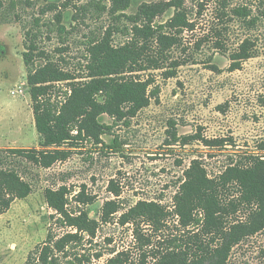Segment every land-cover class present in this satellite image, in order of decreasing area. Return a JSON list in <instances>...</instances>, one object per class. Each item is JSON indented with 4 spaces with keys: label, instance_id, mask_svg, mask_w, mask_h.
Segmentation results:
<instances>
[{
    "label": "rangeland",
    "instance_id": "374dc122",
    "mask_svg": "<svg viewBox=\"0 0 264 264\" xmlns=\"http://www.w3.org/2000/svg\"><path fill=\"white\" fill-rule=\"evenodd\" d=\"M0 1L4 5L0 9V155L7 156L6 166L16 168L34 189L27 199L16 201L0 216V264H26L36 248L47 241L49 233L60 237L69 231L51 219L53 211L44 196L47 188L67 186L72 193L69 209L88 210L96 219L100 218L105 202L116 199L111 192L112 180L122 191L120 200L125 209L147 200L160 202L172 210L178 183L193 160H201L210 176L215 177L232 164V158L262 154L259 146L264 142V20L256 28H250L244 20L223 19L222 0H184L183 7L195 30L185 32L182 45L171 54L173 60L184 63L170 79L162 71L142 75L153 76L161 93L157 101L153 100L130 120L129 126L119 123L112 136L102 137L101 144L86 138L73 145L65 144L60 149L68 158L49 169L7 154L10 149H42L27 83L26 32L40 30L37 40L40 51L63 69L79 73L86 65L84 43L92 33L102 34L108 27L120 26V22L115 23L106 13L97 18L91 9V13L81 14L73 23L77 8L92 0H49L32 7L27 6V0H16L20 4L15 11L11 8L13 0ZM159 1L162 0H133L128 13L135 14L143 3ZM66 2L70 6L63 23L68 30L71 26L75 29L62 38L59 31H49L51 24L56 23L57 11L43 15L42 10L49 4L61 8ZM240 5L251 6L258 13L256 0H229L226 10L230 12ZM173 14L174 9L157 22L168 21ZM37 18L41 19L39 28ZM246 39L256 42L258 54L244 62L241 70L230 71V55ZM127 40L117 33L114 44ZM37 62L44 60L37 58ZM66 91V83L57 85L53 100L63 101ZM100 120L104 124L113 123L106 115ZM172 121L177 125L179 137L202 136L225 142L220 146H206L200 140L187 145L173 143ZM114 138L122 144L121 148L111 147ZM80 192L85 193L86 206L75 199ZM184 233L177 219L172 218L163 237ZM76 250L79 255L92 257V262L85 264H106L114 251L129 250L133 257L137 254L132 227H121L116 222L102 223L93 242L85 241ZM73 252L68 260H74ZM97 254L102 257L98 259ZM245 263L264 264V232L237 248L229 262Z\"/></svg>",
    "mask_w": 264,
    "mask_h": 264
},
{
    "label": "trees",
    "instance_id": "16d2710c",
    "mask_svg": "<svg viewBox=\"0 0 264 264\" xmlns=\"http://www.w3.org/2000/svg\"><path fill=\"white\" fill-rule=\"evenodd\" d=\"M48 1L27 0L26 4L32 7ZM228 1H221V18L244 20L250 28H256L264 20V0H256L258 13L247 5L227 12ZM132 3L133 0H92L77 8L73 23L81 14L91 13V9L97 18L106 13L115 23L120 22V26L108 27L102 34L92 33L84 43L86 65L79 73L63 69L40 51L37 44L40 30L26 32L27 83L42 149H10L7 154L49 169L68 158L60 149L65 144L73 145L82 138L101 144L103 136H112L115 126L121 122L129 126L131 119L159 99L161 88L155 78L142 75L162 71L166 79L175 77L184 61L173 60L171 54L182 45L184 33L195 30V24L183 7L184 0L143 3L135 14H129ZM19 4L13 0L11 8L15 11ZM3 6L0 1V9ZM69 6V2L61 8L58 4H49L42 10L43 15L57 11L54 15L57 24L52 22L55 25L51 24L49 31H59L62 38L75 29L71 26L68 30L63 23ZM172 9L174 14L168 21L157 22ZM40 21L36 19V28L40 27ZM123 22L126 23L122 25ZM117 33L128 40L115 45ZM257 54L256 42L246 39L230 55V71L241 70L243 63ZM37 58L44 62L38 63ZM60 83L67 84L66 98L55 102L53 95ZM105 115L112 124L101 122L100 118ZM170 125L173 143L187 145L200 140L206 146H220L225 142L202 136L179 137L176 123L172 121ZM121 146L117 139L112 140L111 147ZM259 149L262 154L243 156L239 160L232 158V164L215 177L210 176L201 160H193L178 183L172 210L160 202L147 200L125 209L120 200L122 191L112 180L111 192L116 199L106 201L100 218L96 219L88 210L69 209L72 193L67 186L47 188L44 196L53 211L51 219L69 231L60 237L49 233L47 241L36 248L26 264L91 263L90 255H79L76 249L85 241L93 242L102 223L112 222L132 227L137 254L133 257L129 250L114 251L106 264H229L237 248L264 232V142ZM8 163V157L0 155V216L16 201L25 200L34 192L33 185L16 168L7 167ZM84 195L80 192L75 199L86 206L88 200ZM172 218L177 219L185 233L163 237ZM71 251H74V260H68ZM96 257L100 259L102 255Z\"/></svg>",
    "mask_w": 264,
    "mask_h": 264
}]
</instances>
